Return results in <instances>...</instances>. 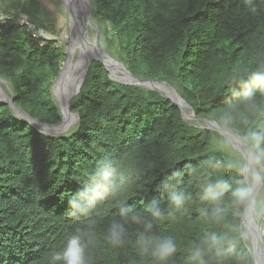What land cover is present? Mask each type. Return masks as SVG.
<instances>
[{
    "label": "trees",
    "instance_id": "obj_1",
    "mask_svg": "<svg viewBox=\"0 0 264 264\" xmlns=\"http://www.w3.org/2000/svg\"><path fill=\"white\" fill-rule=\"evenodd\" d=\"M86 1L106 51L134 76L166 81L198 120L183 118L157 89L113 79L95 59L70 101L76 120L64 133L48 134L0 101V264H49L65 235L87 222L70 215L69 201L101 158L133 171L120 205L101 203L91 214L96 227L90 264H144L132 239L120 248L108 244L106 223L120 206L143 211L153 200L163 204L162 182L175 173L183 187L192 184V172L216 132L198 123L213 121L240 93L227 80L233 70L264 59V0H253L255 12L244 0ZM0 11L13 17L0 22V81L9 86L0 83V90L30 117L59 123L53 83L67 56L65 46L59 39L40 45L27 25L15 21L24 14L57 35L55 11L41 0H0ZM197 204L194 197L186 213L157 226L160 234L176 238L180 250L174 264H181L183 246L203 229ZM251 256L257 264L252 248Z\"/></svg>",
    "mask_w": 264,
    "mask_h": 264
},
{
    "label": "clouds",
    "instance_id": "obj_2",
    "mask_svg": "<svg viewBox=\"0 0 264 264\" xmlns=\"http://www.w3.org/2000/svg\"><path fill=\"white\" fill-rule=\"evenodd\" d=\"M244 2L256 11L253 0ZM11 18L0 11V22ZM17 22L25 20L17 18ZM227 80L233 91L236 87L241 91L211 118L217 131L199 169L192 172V184L183 187L184 180L175 173L162 182L163 204L153 200L143 211L120 206L104 228L108 244L120 248L132 239L144 264H174L180 250L176 238L160 234L157 226L186 213L195 197V210L203 229L183 246L181 264H252L251 235L239 218L253 206V222L264 231V59L249 68L233 70ZM223 132L236 137L243 155ZM245 168L246 172L242 171ZM132 171L111 158L96 162L81 191L69 201L70 215L87 222L65 235L62 246L50 253L49 264H90V244L96 227L91 214L101 203L120 205L131 186ZM135 171L139 174V169Z\"/></svg>",
    "mask_w": 264,
    "mask_h": 264
},
{
    "label": "rangeland",
    "instance_id": "obj_3",
    "mask_svg": "<svg viewBox=\"0 0 264 264\" xmlns=\"http://www.w3.org/2000/svg\"><path fill=\"white\" fill-rule=\"evenodd\" d=\"M44 4H47L55 11L56 16L58 17L57 20V30L58 34L57 35H51L49 33L46 34L47 37L51 39H59L62 45L65 46L66 53L68 51L69 47H72L73 49V54L71 58V64H70V70L69 74L67 75V78L62 82H56L53 86V95L57 103L59 104L62 98V95L66 93L67 87L72 83V82H77V79L79 77V73L82 72L83 65L85 63L84 60H80L79 58V46H78V41H76V28L75 25L73 24V19L72 16L70 15V2L68 0H41ZM73 13V12H72ZM76 16V21L75 24L80 27V34L82 38L86 41V45L88 49L91 51H102V47H104V54H108L111 58L112 56L110 53L106 51V41L103 32L99 29L98 24L96 19L93 17L92 12L89 8V4L86 0L82 3L81 7L79 8L78 12L75 14ZM84 25V26H83ZM105 28V31L108 29V26H103ZM96 49V50H95ZM106 52V53H105ZM109 58L113 62V73H112V78L115 80H123V81H129L128 76L122 72L120 69H116V63ZM115 58V57H114ZM116 59V58H115ZM117 60V59H116ZM118 61V60H117ZM73 74V76H71ZM66 77V76H65ZM72 80V81H71ZM71 81V82H70ZM0 83L5 86L6 88H9L8 84L0 81ZM73 83V84H74ZM71 87V86H70ZM166 89V88H165ZM168 92V91H167ZM170 95L174 96L171 92L169 93ZM0 95L3 97H7L5 92L3 90H0ZM184 111V110H183ZM187 111V114H185V117L187 120H192L194 118L192 117V113L189 110H185L184 112ZM76 117L69 118L61 128H49L45 125L35 123V126L42 131L48 133V134H60L68 131L72 124L75 122ZM200 126H206L205 122H200L198 123ZM234 148V147H233ZM255 209L253 206H249L247 210V215H246V222L249 224L248 226H245L248 228L249 233L251 235V232L255 227L259 228V236L261 237V227L260 225L256 224L253 222V216H254ZM252 229V231H251ZM261 232V233H260ZM250 246L252 248L253 254H256L257 257L259 258L260 255V249L258 247V253L255 252L253 243H252V236H251V241H250Z\"/></svg>",
    "mask_w": 264,
    "mask_h": 264
},
{
    "label": "water",
    "instance_id": "obj_4",
    "mask_svg": "<svg viewBox=\"0 0 264 264\" xmlns=\"http://www.w3.org/2000/svg\"><path fill=\"white\" fill-rule=\"evenodd\" d=\"M70 15L72 16L73 24L75 25V28H76V38H77L76 41H79L80 44L78 46H79V49L82 50V42H81L82 36L80 34V30L81 29H80V27H78L75 24V21H76V17L75 16L76 15L74 16V14L72 13L71 7H70ZM102 51L104 52V47H102ZM85 53L88 56V58L86 59L84 65H83V69H82V72L80 74L81 76H80L79 80L77 81V83H75L73 85V90L71 91V93L64 100L61 99L60 103L58 104L60 106L61 112H62V120L59 123L48 124V123L40 121V120H38L36 118L30 117L20 107H18L16 104H14L12 99H10L8 97H5V96L3 97L2 95H0V101L4 102V103H8L17 114H19V115H21L23 117H26L28 119V121H30L31 123L42 124V125H45V126H47L49 128H54V129H56L57 127H60L63 124V122L65 121V116L67 114L71 115L72 117H76V114L71 112V110H70V101L76 94H78V92H79V90L81 88V85H82V83L84 81V77H85V75H86V73L88 71V68L90 66V63L92 62L93 59H95L97 61H100L104 65V67L108 70L110 76H112V71L109 68V66L106 64L105 59H103L101 57H98V56H93L94 54L92 53V51H89L88 49H86ZM66 54H67V56H66V58H65V60L63 62L61 71H60L57 79L54 81L53 86H54V84L56 82L62 83L64 78H65V76H64V75H66L65 74V69H66L67 64L70 63L71 58H72V54H73L72 47L68 48V51H67ZM104 56L106 58H111L110 56H108V54L107 55L104 54ZM111 59L116 63V67H117L116 69H120L122 72H124L128 76V79H129V81H123V80H117V81H120V82L126 83V84L147 85L148 87H150L152 89H155V90L157 89L158 91L162 92V94L164 96H166L175 105H177L179 107L183 118H185L187 120V118L185 117L184 111H183L184 108L182 107L181 103L185 104L186 110H189L192 113V117L191 118L197 119L194 116V113H193V110H192L191 106L179 95V93L176 91V89L174 87H172L170 84H168L166 81H154V80H148V79H143V78L136 77V76H134L131 72H129L125 68V66L123 65L122 62L117 61L114 57L111 58ZM167 91L171 92L174 96L169 95V92H167ZM205 123H206V126H203L204 128L212 129V130L217 131L214 121L205 120ZM221 134L226 136L232 142V146L235 148V150L238 153L243 155V150L240 147V145L236 142V137L235 136H233L229 132H223ZM242 170L244 172H246V168L242 169ZM246 209L244 210V214L242 216V222H243L244 226H248L249 225L246 222ZM251 231H252V229H251ZM251 236H252V243H253L255 252L258 253V246H259L261 248V250H262V253L264 254V243L260 242V241H262V238L258 239L256 237V231L255 230L251 232ZM253 255L256 258L257 264H262L261 260L257 257V255L256 254H253Z\"/></svg>",
    "mask_w": 264,
    "mask_h": 264
},
{
    "label": "bare ground",
    "instance_id": "obj_5",
    "mask_svg": "<svg viewBox=\"0 0 264 264\" xmlns=\"http://www.w3.org/2000/svg\"><path fill=\"white\" fill-rule=\"evenodd\" d=\"M69 2H70V7H71V9H72V12H73V14H74V16H75V14H76V12H78V10H79V8L81 7V5H82V3L84 2V0H68ZM84 26V25H83ZM81 42H82V50H80V52H79V58H80V60L82 61V60H84V61H86V59L88 58V56L86 55V49H88V47H87V45H86V41L82 38V40H81ZM80 43H79V41H78V45H79ZM86 48V49H85ZM89 51H91L90 49H88ZM96 50V49H95ZM92 53L94 54L93 56H98V57H101V58H103V59H105V61H106V64L109 66V68L111 69V71H112V73H113V68H114V66H113V62L109 59V58H106L105 56H104V53L103 52H101V51H98V50H96V51H92ZM70 64H71V61H70V63L69 64H67V66H66V69H65V74L66 75H64V76H66L65 78H64V80L67 78V75L70 73L69 72V70H70ZM81 74V72L78 74L79 75V77H78V79H77V81L79 80V78H80V75ZM71 76H73V74L71 75ZM63 80V81H64ZM72 81V80H71ZM70 81V82H71ZM75 83H77V82H75ZM74 83V84H75ZM73 82H72V84H70L68 87H67V90H66V93L64 94V95H62V98H63V100L71 93V91L73 90ZM71 86V87H70ZM169 92V91H168ZM170 93V92H169ZM170 95V94H169ZM181 105H182V107L184 108V111L186 110V107H185V104H183V103H181ZM187 112V111H186ZM69 118H73L71 115H69V114H67L66 116H65V121L63 122V124L60 126V127H57V128H61L63 125H65L64 123L69 119ZM247 210H248V208L246 209V215H247ZM256 231V237L258 238V239H260V238H262V236H264V232L263 233H261L262 235H261V237L258 235L259 234V228L258 227H255V229H253V231ZM259 247V246H258ZM259 249H260V255H259V259L261 260V262H262V264H264V259H263V257H264V254L262 253V250H261V248L259 247Z\"/></svg>",
    "mask_w": 264,
    "mask_h": 264
},
{
    "label": "built area",
    "instance_id": "obj_6",
    "mask_svg": "<svg viewBox=\"0 0 264 264\" xmlns=\"http://www.w3.org/2000/svg\"><path fill=\"white\" fill-rule=\"evenodd\" d=\"M12 16V14H9ZM17 18L25 20L24 23L17 22ZM13 19V17L11 18ZM11 19H7L4 22L1 23H6L7 21H10ZM15 21L18 24H24L27 25V31L31 34V36L36 39L40 45H43L47 39H51L46 36L47 32H45L42 28L36 27V25L30 23L27 19V17L24 14H18L17 17L15 18Z\"/></svg>",
    "mask_w": 264,
    "mask_h": 264
}]
</instances>
